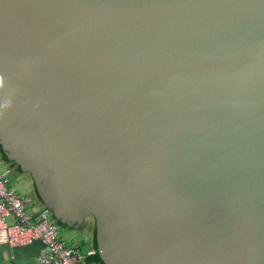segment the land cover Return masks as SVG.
Here are the masks:
<instances>
[{
	"label": "water",
	"instance_id": "water-1",
	"mask_svg": "<svg viewBox=\"0 0 264 264\" xmlns=\"http://www.w3.org/2000/svg\"><path fill=\"white\" fill-rule=\"evenodd\" d=\"M0 148L104 264H264V0H0Z\"/></svg>",
	"mask_w": 264,
	"mask_h": 264
},
{
	"label": "built area",
	"instance_id": "built-area-1",
	"mask_svg": "<svg viewBox=\"0 0 264 264\" xmlns=\"http://www.w3.org/2000/svg\"><path fill=\"white\" fill-rule=\"evenodd\" d=\"M1 166L0 158V245L17 247L40 242L43 251L36 264H84L79 248L66 245L59 237L58 226L46 206L42 205L35 216L26 211L29 199L15 194ZM10 217L14 220L8 223Z\"/></svg>",
	"mask_w": 264,
	"mask_h": 264
},
{
	"label": "crops",
	"instance_id": "crops-1",
	"mask_svg": "<svg viewBox=\"0 0 264 264\" xmlns=\"http://www.w3.org/2000/svg\"><path fill=\"white\" fill-rule=\"evenodd\" d=\"M10 165V170L14 171L16 176L13 180V185H11L9 180L10 188L16 195L28 198L29 202L26 204V211L33 216L37 215L42 207V201L32 176L27 171L21 170V168L13 162H10ZM9 220L13 221L14 218L10 217ZM55 224L57 225V223ZM62 226L63 229H58L59 237L66 245L77 246L79 248L80 253L84 255V264H104L96 255V229L92 218H89L79 228L65 224ZM42 251L43 246L40 242L17 247L0 245V264H36L37 257ZM91 251H95V253L89 254Z\"/></svg>",
	"mask_w": 264,
	"mask_h": 264
},
{
	"label": "rangeland",
	"instance_id": "rangeland-1",
	"mask_svg": "<svg viewBox=\"0 0 264 264\" xmlns=\"http://www.w3.org/2000/svg\"><path fill=\"white\" fill-rule=\"evenodd\" d=\"M0 158L2 159V166H1V169H2L4 172H6V175L8 176V178H9V180H10V182H11V185H13V183H14L13 180L16 178V176H15V172L10 170V167H11L10 162H8V160L2 158L1 154H0ZM51 220H52L53 222L57 223V225H58V229H63V228H62V227H63V226H62L63 223L59 222V221L56 220L54 217H52ZM86 221H87V219L85 220V222H86ZM11 222H12V221H10V220L8 219V223H11ZM89 264H90V263H89Z\"/></svg>",
	"mask_w": 264,
	"mask_h": 264
},
{
	"label": "trees",
	"instance_id": "trees-1",
	"mask_svg": "<svg viewBox=\"0 0 264 264\" xmlns=\"http://www.w3.org/2000/svg\"><path fill=\"white\" fill-rule=\"evenodd\" d=\"M0 154L2 155V158L6 159L5 156L1 153V148H0Z\"/></svg>",
	"mask_w": 264,
	"mask_h": 264
}]
</instances>
